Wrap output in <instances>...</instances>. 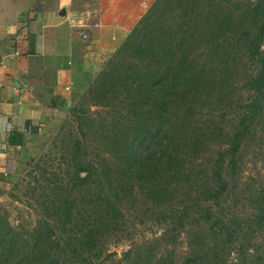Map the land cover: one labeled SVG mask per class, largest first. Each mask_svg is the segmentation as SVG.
<instances>
[{"label":"rangeland","instance_id":"374dc122","mask_svg":"<svg viewBox=\"0 0 264 264\" xmlns=\"http://www.w3.org/2000/svg\"><path fill=\"white\" fill-rule=\"evenodd\" d=\"M86 1L95 8L94 4L100 7L106 0ZM138 3L144 9L151 0ZM153 3L147 12L153 14V27L175 33L182 29L187 36H180L186 40L187 61L195 62L199 70L198 101L192 118L182 128L184 134H193L202 144L187 151L179 178L158 181L170 187L166 197L157 198L140 187L131 171L124 174L125 150L139 120L133 112V100L113 91L110 79L103 82L101 77L115 58L122 59L124 67L146 63L133 54L132 58L119 57V49L112 52L77 100L57 105L51 130L36 143L34 154L19 162L0 197V219L20 236L16 251L20 257L27 259L32 251L31 246L23 250V241L33 242L38 232L46 235L53 229L57 245L52 255L59 264H82L87 257L96 264H158L161 260L188 264L194 254L205 256L207 264H264V223L259 219L264 210V97L260 105H250L256 96L248 84L262 67L242 52L236 36L239 27L252 24L255 0ZM198 12L200 16L195 15ZM260 52L264 54V42ZM159 111L150 116L148 124L153 129L162 124ZM168 113L169 121L177 120L184 107L173 105ZM242 120L244 140L233 157L226 152ZM161 152L160 147L155 149L154 161ZM223 154L226 189L219 202L206 201V186L217 189L214 170ZM80 166L94 173L86 187L77 184V175L87 177ZM146 166L156 177L158 166L153 161ZM107 199L121 212L116 222L108 224L103 208ZM69 207L73 221L64 228L63 211ZM206 209L213 215L211 222L201 218ZM219 219L229 227L225 237L212 232ZM75 235L86 241L95 236L97 247L81 248Z\"/></svg>","mask_w":264,"mask_h":264},{"label":"trees","instance_id":"16d2710c","mask_svg":"<svg viewBox=\"0 0 264 264\" xmlns=\"http://www.w3.org/2000/svg\"><path fill=\"white\" fill-rule=\"evenodd\" d=\"M163 0H157L161 2ZM196 2L197 0H190ZM216 0H213L215 2ZM232 1V0H228ZM157 6L155 4L152 8ZM190 10V9H189ZM193 10V9H192ZM250 15L251 23L249 26H242L237 30L236 36L238 43L241 44L242 52L250 54V58L256 60L261 64L262 70L249 81V91L254 92V97L250 105H260L261 98L264 97V54L260 52L261 43L264 42V0H255L251 9ZM199 15L200 13H195ZM153 14L147 13L142 18L140 23L132 30L125 43L118 50V56L125 58L131 57L130 54L135 55L146 65L140 66L139 63L129 64V67L120 65L122 59H112L104 70L101 81L110 83L113 91L124 93L130 100H133L134 114L138 118V122L130 137V141L125 150V157L123 159V171L127 175L129 171L137 176L138 185L149 190L150 193L156 194L157 198L166 197L169 186L158 181L164 180L171 176L173 179L179 178L183 167L185 166L186 154L188 150L198 149L202 144L200 139H195V136L184 134L182 127L186 121L191 119L194 105L198 101L200 94V80L198 76L199 70L194 66L195 62L187 61V49L184 46L186 40L181 37H187L182 29L179 33L167 31L168 29H156L151 23ZM221 31V29H220ZM188 35V33L186 32ZM181 36V37H180ZM164 37V39H162ZM132 58V57H131ZM228 58V57H227ZM226 63H230L228 60ZM193 65V66H192ZM197 73V74H196ZM197 91V96L195 92ZM110 101H112L110 97ZM140 105V106H139ZM183 106L184 114H180L177 120L169 121L168 110L172 106ZM161 110L160 119L162 124L158 129H153L149 126L150 116ZM245 120H242V125L237 132L231 137V146L226 153L233 157L238 153L240 145L244 140ZM221 132L222 129H219ZM200 140V141H199ZM160 147L161 154L156 161L153 158L155 149ZM154 162L156 177L154 173L150 172L146 164ZM225 162V154L220 155V159L214 170V182L218 185L217 189L208 188L206 186L204 195L206 201L219 202L221 194L226 189V182L223 179L222 168ZM232 164L235 165L233 159ZM80 171H84L87 175L81 178L77 175V184L81 187L88 186L94 175L91 168L81 167ZM110 171V176H111ZM211 186V185H210ZM84 198V197H83ZM106 198V197H105ZM159 201H162L161 199ZM106 205L103 206L106 211L108 224L110 221L116 222L121 215L120 209L110 199L105 200ZM70 206V205H69ZM63 213L65 220L63 227L66 228L73 221V212L71 208H66ZM205 222L213 221V215L209 209H206L201 217ZM264 223V210L259 218ZM98 221V219L96 220ZM97 226H100L97 224ZM220 230L214 232V229ZM228 226L219 220L214 222L212 232L221 237L228 233ZM53 229H48L49 234L38 232L36 240H25V248L31 246L28 258L20 257L16 254L18 247V238L13 229L9 226L7 221L0 219V264H59L52 255V248L56 247V241L53 240L55 234ZM99 233V228H96ZM94 232V231H92ZM95 233V232H94ZM93 233V234H94ZM95 233V234H96ZM76 236V235H75ZM77 237V236H76ZM94 238V239H93ZM79 240L81 248L93 249L97 247L96 238L89 237L88 241L84 239ZM86 245V246H83ZM219 253H216L218 256ZM194 258L188 264H207L204 258L194 254ZM82 264H96L94 261H89L88 257ZM158 264H166V261L161 260ZM212 264H222L212 262Z\"/></svg>","mask_w":264,"mask_h":264},{"label":"crops","instance_id":"0c3cea01","mask_svg":"<svg viewBox=\"0 0 264 264\" xmlns=\"http://www.w3.org/2000/svg\"><path fill=\"white\" fill-rule=\"evenodd\" d=\"M154 1L141 9L138 0L95 8L86 0H0V197L51 130L57 105L85 92Z\"/></svg>","mask_w":264,"mask_h":264},{"label":"built area","instance_id":"2783aa9c","mask_svg":"<svg viewBox=\"0 0 264 264\" xmlns=\"http://www.w3.org/2000/svg\"><path fill=\"white\" fill-rule=\"evenodd\" d=\"M70 23H74V20H70ZM84 39L86 40L87 36L84 35ZM17 55H19V54H17Z\"/></svg>","mask_w":264,"mask_h":264}]
</instances>
